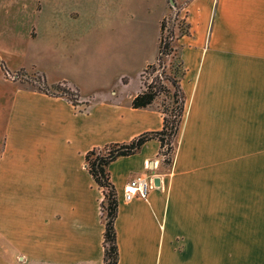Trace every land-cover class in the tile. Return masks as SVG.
<instances>
[{
	"label": "crops",
	"instance_id": "0c3cea01",
	"mask_svg": "<svg viewBox=\"0 0 264 264\" xmlns=\"http://www.w3.org/2000/svg\"><path fill=\"white\" fill-rule=\"evenodd\" d=\"M175 3L189 24L178 39L185 113L170 163L155 137L108 163L117 264H264V0ZM63 15L52 12L50 32L74 39L95 27ZM33 68L76 100L0 77V264H103L104 195L86 152L160 128V107L131 105L140 74L134 90L82 92ZM139 173L153 185L128 199Z\"/></svg>",
	"mask_w": 264,
	"mask_h": 264
},
{
	"label": "rangeland",
	"instance_id": "374dc122",
	"mask_svg": "<svg viewBox=\"0 0 264 264\" xmlns=\"http://www.w3.org/2000/svg\"><path fill=\"white\" fill-rule=\"evenodd\" d=\"M3 2L0 0V77L35 86L40 79L33 68L37 67L48 80L69 79L82 92L95 86L103 91L127 92L138 85L142 72L140 77L145 83H164L169 93L175 89L172 81L159 75L165 71L172 75V56H167L164 64H158L155 57L163 11L161 0H15L16 5L10 9ZM166 7L164 34H177L179 29L168 0ZM54 10L72 14L66 15L68 18L77 12L78 25L95 27H86L74 39L52 33L48 26ZM69 21L73 23L72 19ZM149 61L152 65L147 66ZM123 75L128 77L127 83L121 80ZM172 100L169 94L160 92L152 106L169 109ZM178 132L164 145L165 153L158 154L165 165L168 162L163 158L171 159L176 152ZM104 150L103 145L95 152ZM261 181L264 186V153ZM262 193L264 199V190Z\"/></svg>",
	"mask_w": 264,
	"mask_h": 264
},
{
	"label": "trees",
	"instance_id": "16d2710c",
	"mask_svg": "<svg viewBox=\"0 0 264 264\" xmlns=\"http://www.w3.org/2000/svg\"><path fill=\"white\" fill-rule=\"evenodd\" d=\"M173 8V15L176 20V26L179 29L177 34L170 31L169 34L165 35L164 31L166 29V20L163 18L160 21V30L157 41V53L156 61L158 64H164L167 56H172L170 65H172V75L169 76L161 72L160 78H166L172 81L175 89L172 93H169L168 88L164 83L153 84L145 83L141 78V89L137 91L131 99V105L133 107H142L150 105L154 102L156 97L160 92L169 94L172 97V106L168 109V106L160 107L162 114V125L158 129L144 130L135 136H133L128 141L121 142H109L105 144V149L102 152L96 154L95 149L91 148L86 152V161L89 172L91 173L94 181L101 187L103 192V198L100 202V210L103 218L104 229H103V264H117L118 260V246L116 238L115 229V216L117 213V194L115 187L110 179V173L108 170V163L117 157L118 155H125L135 152L142 143L150 138H157L159 140V154H164V145L170 140L172 136L177 133L182 123L184 113L186 98L181 86L180 80L185 72V67L181 56V43L178 41L180 36L189 34V24L184 17L179 14V9L177 6ZM152 65V62L147 63V66ZM147 66L145 68H147ZM6 72H8L6 66L3 64L2 67ZM145 68L143 71H145ZM143 73H140V76ZM164 75V76H163ZM39 88L50 94H64L69 99L74 102L76 100L77 92L61 83L48 84L42 76L39 74L37 77ZM109 144H113L112 148H108ZM163 158L164 162H170L172 158Z\"/></svg>",
	"mask_w": 264,
	"mask_h": 264
},
{
	"label": "built area",
	"instance_id": "2783aa9c",
	"mask_svg": "<svg viewBox=\"0 0 264 264\" xmlns=\"http://www.w3.org/2000/svg\"><path fill=\"white\" fill-rule=\"evenodd\" d=\"M152 185L151 178L148 179L143 173L136 174L125 184V197L129 199L134 195L144 196Z\"/></svg>",
	"mask_w": 264,
	"mask_h": 264
},
{
	"label": "water",
	"instance_id": "95a60500",
	"mask_svg": "<svg viewBox=\"0 0 264 264\" xmlns=\"http://www.w3.org/2000/svg\"><path fill=\"white\" fill-rule=\"evenodd\" d=\"M168 1L170 3L171 7H175L176 6L175 0H168ZM149 163H150V165H152L153 164V160H151ZM156 181L158 182V180L155 179V183H157Z\"/></svg>",
	"mask_w": 264,
	"mask_h": 264
}]
</instances>
